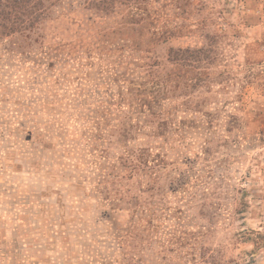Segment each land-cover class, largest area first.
Instances as JSON below:
<instances>
[{"label": "rangeland", "instance_id": "1", "mask_svg": "<svg viewBox=\"0 0 264 264\" xmlns=\"http://www.w3.org/2000/svg\"><path fill=\"white\" fill-rule=\"evenodd\" d=\"M130 5L159 7L153 25L178 32L108 23L120 32L98 46L130 57L123 90L98 87L93 59L78 87L86 68L49 70L43 48L83 31L64 19L0 36V264H264V0ZM178 48L208 58L172 65ZM146 72L176 79L162 116L127 108L154 86L135 85Z\"/></svg>", "mask_w": 264, "mask_h": 264}, {"label": "trees", "instance_id": "2", "mask_svg": "<svg viewBox=\"0 0 264 264\" xmlns=\"http://www.w3.org/2000/svg\"><path fill=\"white\" fill-rule=\"evenodd\" d=\"M52 2L53 3H49L47 6L45 0H0V36L18 35L27 39L32 36L38 37L45 32L48 23L51 21L58 22L61 19L65 20L63 22L67 21V23H72L77 27H81L83 31H80L77 38L61 39L56 45L49 44L43 48L42 51L43 59H48L52 63L49 67L46 64L45 66H47L49 70L53 69L56 77H59L61 73L64 74L63 71L69 64H72L71 66L74 71L78 68L87 69V72L81 73L83 77L80 79L69 78L71 83H77V87L82 83V80L89 81L91 67H94V65L92 63H85V61L87 62L90 59L98 62L96 63L98 69V87H107L109 84L115 83L120 90H123L125 85L128 84V86H131L133 85L132 83L135 82V80L131 81L128 76L124 77L117 72L129 66L130 63V57L118 55L123 45L108 44L105 47H102V45L101 47L98 46V35L106 37L109 33L114 35L116 33L115 31L120 32V30L115 29L109 31V22L116 24L120 22V25L126 23L129 27H124V29L132 32L135 31L133 26H137L139 27V35H141L142 31H145L152 40H158L157 36L160 35L168 36L178 32V29L174 27L163 32L153 25L154 22H156V17L160 14L159 7H153V9L148 10L132 5L129 6L130 0H73V2L69 0H53ZM55 7L56 9L54 10ZM74 7H79L80 11H76ZM52 10L56 13L54 18L51 17ZM83 10L85 13L82 12ZM89 11L91 12L90 14H88ZM86 12L88 13L86 14ZM78 14L81 16L79 19ZM111 16L113 17L111 18ZM116 16L119 17L118 20L114 19ZM136 16L145 17L150 23H140L141 21L137 20L138 18H136ZM166 38L167 40L169 39V37ZM94 41L95 43H93ZM125 43L128 44L127 41H125ZM125 43L124 46H126ZM137 46L138 45H136V47ZM66 47H68L67 50H70L66 51ZM71 50L73 51L71 52ZM203 57L208 58L205 49L200 48L193 51L189 48H178L169 49L166 59L172 65L183 62L185 66L194 68V64H198L202 61ZM61 65L62 67H60ZM146 71L148 70L146 69ZM146 74L148 79H139L135 85L137 86V84L142 81V83L148 81L152 83L151 86H154L150 91H146L144 94L139 95L138 93H130V97L127 99L129 101L127 103V108L130 109V112L136 114H144L147 112L151 117L162 116L164 114V108H161L165 103V99L162 98L161 91L164 86L170 87L172 84L177 83L175 82L176 79H170V77L164 78L157 74L152 75L150 72H146ZM126 89L127 93L131 91V89ZM72 95H76V92H73ZM144 95H147V97H144ZM118 106H121L122 110L125 108L123 105ZM155 108H157V110ZM159 109L161 110L158 112ZM178 113L179 111L176 110L175 115ZM182 113H184V111H182ZM173 115L172 117H174ZM131 123L133 122L131 121ZM152 162L153 161L150 160L145 161V167L153 166Z\"/></svg>", "mask_w": 264, "mask_h": 264}]
</instances>
